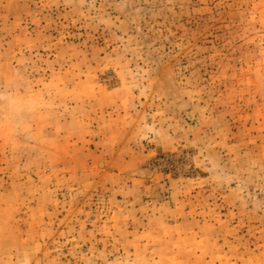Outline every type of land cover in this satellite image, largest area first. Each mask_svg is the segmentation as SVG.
<instances>
[{
	"label": "rangeland",
	"instance_id": "rangeland-1",
	"mask_svg": "<svg viewBox=\"0 0 264 264\" xmlns=\"http://www.w3.org/2000/svg\"><path fill=\"white\" fill-rule=\"evenodd\" d=\"M0 97V264H264V0H0Z\"/></svg>",
	"mask_w": 264,
	"mask_h": 264
},
{
	"label": "clouds",
	"instance_id": "clouds-1",
	"mask_svg": "<svg viewBox=\"0 0 264 264\" xmlns=\"http://www.w3.org/2000/svg\"><path fill=\"white\" fill-rule=\"evenodd\" d=\"M0 98H2V97H0ZM13 103H15V101H13Z\"/></svg>",
	"mask_w": 264,
	"mask_h": 264
}]
</instances>
